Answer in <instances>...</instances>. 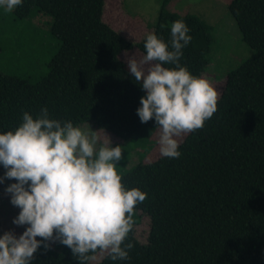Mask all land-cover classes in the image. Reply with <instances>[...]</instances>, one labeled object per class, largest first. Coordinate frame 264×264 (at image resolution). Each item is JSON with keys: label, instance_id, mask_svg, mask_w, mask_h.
<instances>
[{"label": "trees", "instance_id": "1", "mask_svg": "<svg viewBox=\"0 0 264 264\" xmlns=\"http://www.w3.org/2000/svg\"><path fill=\"white\" fill-rule=\"evenodd\" d=\"M104 1L23 0L0 14V63H6L0 67V134L15 130L24 112L35 119L46 107L51 119L76 127L92 122L123 141L150 138L154 119L141 123L136 114L144 91L118 54L135 47L146 55L148 34L171 50L176 20L191 36L179 63L201 78L213 44L206 22L173 11L175 0H160L152 30L132 43L102 21ZM227 9L252 54L226 73L217 111L181 140L178 159L160 156L119 174L125 189L147 194L125 240L134 247L127 260L112 261L106 253L95 264H264V0H229ZM38 15L57 48L45 71L16 73L27 56L18 33L37 24ZM140 221L147 225L145 244ZM30 264L80 261L56 240L38 248Z\"/></svg>", "mask_w": 264, "mask_h": 264}, {"label": "clouds", "instance_id": "2", "mask_svg": "<svg viewBox=\"0 0 264 264\" xmlns=\"http://www.w3.org/2000/svg\"><path fill=\"white\" fill-rule=\"evenodd\" d=\"M22 2L0 0V8L12 12ZM189 31L184 21H173L171 50L157 35L148 34L146 55L127 60L129 75L146 93L136 114L141 123L154 119L160 129L159 153L171 159L181 155L176 137L202 129L219 99L208 80L179 63L191 41ZM95 133L51 119L44 107L35 119L24 112L15 130L0 134V165L6 170L0 184L16 181L5 189L10 203L20 209L12 223L27 225L18 238L12 232L0 236V264H30L38 248H48L44 242L54 233L80 264L98 251L112 261L129 258L134 245L125 240L135 223L134 210L147 194L125 189L116 171L121 147L97 148Z\"/></svg>", "mask_w": 264, "mask_h": 264}, {"label": "rangeland", "instance_id": "3", "mask_svg": "<svg viewBox=\"0 0 264 264\" xmlns=\"http://www.w3.org/2000/svg\"><path fill=\"white\" fill-rule=\"evenodd\" d=\"M160 0H105L102 12V21L107 23L120 36L132 43L138 42L152 30L159 9ZM229 0H175L170 8L180 14L189 13L198 16L211 27L213 44L210 50V61L203 72L201 78L208 82L218 92H222L225 75L228 71L236 68L240 63L249 58L252 50L249 49L241 39L240 32L228 12L227 3ZM0 14L8 15L0 8ZM49 20V18H48ZM29 25L21 27L18 33L21 43H24L23 49L26 51V61L16 66V73H34L45 71L46 63L57 48L58 41L48 34V26L40 20L39 15ZM33 32H36L34 34ZM144 56L143 53L132 47L131 49L121 51L118 58L127 66V60L130 58L139 61ZM31 62V63H29ZM6 66V63H0V67ZM147 68V66H145ZM7 69V68H6ZM146 93L144 92L142 97ZM141 97V98H142ZM84 131L96 132L98 139L97 148L101 145L110 147H121L122 158L117 162L116 171L122 174L128 171L138 162L149 163L160 157L158 139L160 129L157 127L153 135L148 139L132 137L128 141H123L108 132L98 130L92 122L79 125ZM186 135L176 137L178 143ZM5 169L0 166V177L4 176ZM16 181L5 179L0 184V236L5 232H12L17 238L23 233L27 225L16 226L12 220L19 214L20 209L10 203L11 196L5 192V189ZM143 229L140 232L142 236L139 240L145 244L147 225L140 221ZM54 237L48 241L50 247L56 242ZM37 240L39 237L36 238ZM106 253L97 252L90 264H95Z\"/></svg>", "mask_w": 264, "mask_h": 264}]
</instances>
